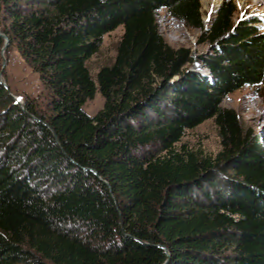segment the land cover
Segmentation results:
<instances>
[{
    "label": "trees",
    "instance_id": "16d2710c",
    "mask_svg": "<svg viewBox=\"0 0 264 264\" xmlns=\"http://www.w3.org/2000/svg\"><path fill=\"white\" fill-rule=\"evenodd\" d=\"M161 10L203 29L199 0H0V32L47 94L24 112L0 85V264H264V152L221 107L264 88V32L224 0L213 54L194 58L165 42ZM118 27L93 80L86 61ZM198 59L207 73L188 70ZM209 119L215 156L178 146Z\"/></svg>",
    "mask_w": 264,
    "mask_h": 264
},
{
    "label": "rangeland",
    "instance_id": "374dc122",
    "mask_svg": "<svg viewBox=\"0 0 264 264\" xmlns=\"http://www.w3.org/2000/svg\"><path fill=\"white\" fill-rule=\"evenodd\" d=\"M199 1L202 13V30L186 27L182 22L173 19L167 10L159 11L156 19L160 34L169 46L172 48H187L191 51L194 58L199 57L202 59L212 55L214 52V45L210 43L207 31L224 0H218L215 7L209 4L210 2H207L208 5H206L205 1L207 0ZM231 1L235 8L234 22L239 19L243 21L256 20L258 21L257 30L264 32V12L254 7V0H251L250 6L247 8H245L243 0ZM122 34L123 28L118 27L104 35L97 53L86 61V67L93 80H95L100 68L110 65L114 61L117 45ZM2 46L3 41L0 39V69L2 58L4 57L7 60L0 80L7 89L1 86L7 92V96H10L12 105H14V100L12 99L14 96L21 100L23 107L26 101H34L38 104L40 110L44 111L47 94L43 89L38 74L27 66L14 46L9 47L8 45L3 54ZM188 70L207 73L199 59L193 62ZM6 99L2 100L4 105L7 102ZM102 107L103 98L96 92L93 99L86 101L82 109L87 115L92 117ZM221 107L235 111L240 123L251 132L264 152V88L262 86L243 87L224 98ZM18 108L21 109L20 107ZM4 109V106L1 105L0 110L3 111ZM3 123L0 120V127ZM181 144L200 150L205 155L215 156L220 151V141L213 120H206L194 129L186 130L178 146Z\"/></svg>",
    "mask_w": 264,
    "mask_h": 264
},
{
    "label": "water",
    "instance_id": "95a60500",
    "mask_svg": "<svg viewBox=\"0 0 264 264\" xmlns=\"http://www.w3.org/2000/svg\"><path fill=\"white\" fill-rule=\"evenodd\" d=\"M0 39L3 41V46H2V54H3L5 52V50L7 49L8 45H9V40H8L7 36L4 35L1 32H0ZM6 63H7V60H6V58L3 57L2 58V65H1V69H0V77H1V75L3 73V71H4V67L6 66ZM0 85H2L3 87H5L3 85V83L1 82V80H0ZM12 99L14 100V105L20 107L25 112V110H24V108L22 106L21 100L17 99V97H14V96L12 97ZM28 116L32 117L30 114H28ZM33 118L36 119L35 117H33ZM53 137H54L55 141H57V139H56V137H55L54 134H53ZM165 253L167 254V251L166 250H165Z\"/></svg>",
    "mask_w": 264,
    "mask_h": 264
},
{
    "label": "bare ground",
    "instance_id": "6f19581e",
    "mask_svg": "<svg viewBox=\"0 0 264 264\" xmlns=\"http://www.w3.org/2000/svg\"><path fill=\"white\" fill-rule=\"evenodd\" d=\"M217 1L218 0H207L205 2H206V5H208L207 2H210L209 4L215 7L217 5ZM254 1H255L254 7L264 12V0H254ZM250 3H251V0H243V4L245 8L249 7Z\"/></svg>",
    "mask_w": 264,
    "mask_h": 264
}]
</instances>
